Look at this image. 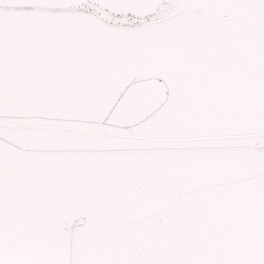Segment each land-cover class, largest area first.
Listing matches in <instances>:
<instances>
[{
    "label": "snow or ice",
    "instance_id": "1",
    "mask_svg": "<svg viewBox=\"0 0 264 264\" xmlns=\"http://www.w3.org/2000/svg\"><path fill=\"white\" fill-rule=\"evenodd\" d=\"M0 264H264V0H0Z\"/></svg>",
    "mask_w": 264,
    "mask_h": 264
}]
</instances>
